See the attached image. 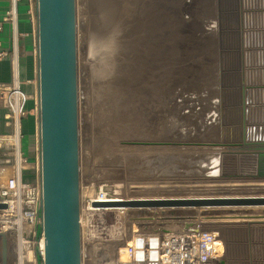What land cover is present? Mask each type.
Listing matches in <instances>:
<instances>
[{"label":"rangeland","instance_id":"374dc122","mask_svg":"<svg viewBox=\"0 0 264 264\" xmlns=\"http://www.w3.org/2000/svg\"><path fill=\"white\" fill-rule=\"evenodd\" d=\"M101 1L76 0L82 264H120L136 233L195 226L224 245L213 264H264V207L88 205L100 192L109 200L264 195V0H125L119 78L109 70L116 55L107 52ZM153 40V53L168 46L163 71L150 76L159 87L137 93L135 55L145 58L143 46ZM113 79L121 81L126 101L137 102L129 127L114 139L104 119V93ZM37 146L40 154V141ZM10 247L8 264H17ZM31 259L42 264L36 255Z\"/></svg>","mask_w":264,"mask_h":264},{"label":"water","instance_id":"95a60500","mask_svg":"<svg viewBox=\"0 0 264 264\" xmlns=\"http://www.w3.org/2000/svg\"><path fill=\"white\" fill-rule=\"evenodd\" d=\"M36 13L43 186L42 264H82L76 0H36ZM124 204L264 206V197L144 199ZM2 239V264H8V240L5 235Z\"/></svg>","mask_w":264,"mask_h":264},{"label":"built area","instance_id":"2783aa9c","mask_svg":"<svg viewBox=\"0 0 264 264\" xmlns=\"http://www.w3.org/2000/svg\"><path fill=\"white\" fill-rule=\"evenodd\" d=\"M19 3L20 0H10L9 8L2 17L3 22L11 27L13 75L11 82L0 88V108L5 111V126L9 128L7 133H0V264L2 235L7 237L8 247L15 246L17 264H23L25 247H30L33 257L37 249L42 256L41 242H44L41 156L37 153L31 161L22 145V122L28 113L25 103L29 97L23 91L20 75ZM39 107L37 99L35 112L38 115ZM97 197L106 198V194L100 192ZM91 200H88L90 206ZM131 242L128 258L120 264H204L206 259L211 260L215 256L211 257L218 248L224 247L218 246L216 238L204 233L201 226L187 231L163 229L136 233Z\"/></svg>","mask_w":264,"mask_h":264},{"label":"bare ground","instance_id":"6f19581e","mask_svg":"<svg viewBox=\"0 0 264 264\" xmlns=\"http://www.w3.org/2000/svg\"><path fill=\"white\" fill-rule=\"evenodd\" d=\"M103 1V0H102ZM101 1V3H102ZM144 1V0H142ZM125 0H105L101 9V19L104 22V24H106V26L109 28V36H107V41H108V45L109 47L107 48V52L108 54L112 57V55H116V57L114 56L113 59L110 58L109 59V70L113 71V78H119L118 76L120 75V73L123 71V65H122V55L121 54L123 52V41H122V36L124 34H126V21H125V10L127 9H122L123 4H124ZM148 2V0H147ZM153 2V1H150ZM129 3V2H128ZM149 3V2H148ZM133 4V3H132ZM141 6V5H140ZM156 6V5H155ZM131 8V5L128 6ZM127 7V8H128ZM134 7V6H133ZM132 7V8H133ZM142 7V6H141ZM150 7V6H149ZM143 8V7H142ZM146 8V7H145ZM153 8V7H151ZM134 9V8H133ZM138 9V8H136ZM136 9L134 11H136ZM147 9V8H146ZM131 10V9H130ZM149 10V8H148ZM147 10V11H148ZM129 11V10H128ZM151 11V9H150ZM154 11V10H153ZM130 12V11H129ZM132 13V12H131ZM135 13V12H133ZM140 13V12H139ZM146 13V12H145ZM148 13V12H147ZM150 13V12H149ZM129 14V13H128ZM151 14V13H150ZM250 14V13H249ZM136 15V14H135ZM153 15V14H152ZM128 16V15H127ZM130 16V14H129ZM143 16H146L143 15ZM149 16V15H148ZM155 17V16H154ZM134 18V17H133ZM138 18V17H137ZM141 18V15L140 17ZM146 18V17H145ZM149 17H147L148 19ZM157 19V17H155ZM143 19V18H142ZM156 19H154L156 21ZM131 20V19H129ZM128 20V21H129ZM149 20H153V19H149ZM153 20V21H154ZM139 21V20H138ZM146 21V20H143ZM148 21V20H147ZM130 23V22H129ZM127 23V24H129ZM139 24V26L143 25L139 22H137ZM145 23V22H144ZM149 23V22H146ZM145 23V24H146ZM152 25V23H150ZM156 24V22L154 23ZM150 25V26H151ZM158 25V24H157ZM131 26V25H130ZM130 26H128L130 28ZM155 26V25H154ZM146 27V25H145ZM144 27V28H145ZM156 27V26H155ZM169 27V26H168ZM133 29V27H131ZM150 28V27H149ZM153 28V27H152ZM257 28V27H256ZM140 29H142L140 27ZM139 29V30H140ZM157 30H159L158 28H155ZM108 30V29H107ZM129 30V29H127ZM131 30V29H130ZM129 30V31H130ZM135 30V29H134ZM132 30V31H134ZM144 30V29H143ZM149 30V29H148ZM152 31V30H151ZM150 31V32H151ZM107 32V31H106ZM126 32V33H125ZM139 32V31H137ZM142 32V31H141ZM144 32V31H143ZM146 32V31H145ZM148 32V31H147ZM252 33V32H251ZM138 34V33H137ZM148 34V33H147ZM153 34V33H152ZM105 35V34H104ZM145 35V34H143ZM160 35V34H159ZM264 35V34H263ZM128 36V35H127ZM130 36V35H129ZM140 36V35H139ZM167 36V35H165ZM148 37V35H147ZM155 37V36H154ZM168 37V36H167ZM260 37V36H259ZM165 38V37H164ZM156 40L158 38H155ZM161 39V38H160ZM143 40V39H142ZM142 40H140L142 42ZM166 40V39H165ZM171 40V39H169ZM106 41V42H107ZM150 41V40H149ZM162 41V40H161ZM126 42V41H125ZM132 42V41H131ZM137 42V41H136ZM153 41L148 42L149 44V48L147 49L148 45L146 44V46L144 45V51H146V56L145 58H143L142 53H140V56L135 55V59H134V64H136L134 71L133 72V76L135 77V79L139 82L138 85V89L136 88L137 93L139 92H147L150 90V88L155 89V91L158 89L159 86H157L156 82V78L153 79L150 78V76L153 74L156 75L158 74L161 70H162V66L161 63L163 64L165 58H166V51L168 50V46H163L162 49H158L160 52L158 53H153L151 52L152 48H153ZM135 43V42H134ZM147 43V42H146ZM161 43V42H159ZM169 43V41H168ZM104 44V43H103ZM130 44V43H129ZM154 44L156 45V43L154 42ZM163 44V43H162ZM254 44V43H253ZM137 45V44H134ZM169 45V44H168ZM157 46V45H156ZM161 46V45H160ZM248 46V45H247ZM264 46V45H263ZM158 47V46H157ZM132 48V47H131ZM129 49V48H128ZM106 50V48H105ZM132 50V49H131ZM153 51V50H152ZM157 50H155L156 52ZM114 52V53H112ZM121 52V53H119ZM170 52V51H169ZM136 53V52H135ZM244 53V52H243ZM120 54V55H119ZM120 56V60L118 58V56ZM129 56V55H128ZM133 56V55H132ZM142 56V58H141ZM134 57V56H133ZM129 59V58H128ZM115 60V61H114ZM169 60V57H168ZM124 61V60H123ZM171 61V60H170ZM133 62V61H132ZM126 64V63H125ZM131 65V64H130ZM166 65V64H165ZM164 66V65H163ZM168 67V66H167ZM165 68V67H164ZM246 68V67H245ZM128 69V67H127ZM131 69V68H129ZM128 69V70H129ZM127 70V71H128ZM111 71V72H112ZM163 71V70H162ZM125 72V71H123ZM131 72V71H129ZM128 72V73H129ZM168 72V71H167ZM122 74V73H121ZM131 74V73H130ZM126 75V74H125ZM159 75V74H158ZM121 76V75H120ZM127 76V75H126ZM125 78V77H124ZM129 80L131 81L130 77H128ZM122 79V77H121ZM126 79V78H125ZM132 78V80H135ZM158 79V78H157ZM135 80V81H136ZM113 81V82H112ZM110 83V87L106 89L105 91V106H104V116H105V121L106 124L108 125V129L110 130V135L113 137H115L116 133L118 132L119 129H121L123 131V127L130 124V120L132 115L131 113H133V109L135 110L134 107V103L137 104V102H132L134 99L132 100H127L126 101V97L123 98V94L121 91V87H120V83L121 81H119L118 79H113ZM125 81V80H123ZM159 81V80H157ZM128 82V79H127ZM133 82V81H132ZM137 82V83H138ZM135 83V84H137ZM168 84V83H167ZM132 85V84H131ZM130 85V86H131ZM159 85V84H158ZM134 86V85H133ZM132 87V86H131ZM130 90V88H129ZM134 90V87H133ZM177 90V89H176ZM135 91V90H134ZM151 91V90H150ZM126 92V91H124ZM129 93V91H128ZM132 94V93H130ZM143 94V93H142ZM133 95V94H132ZM137 95V94H136ZM149 95V94H148ZM141 96V95H140ZM194 96V95H193ZM148 97V96H146ZM246 98V97H245ZM145 99V98H144ZM153 99V98H152ZM143 100V99H142ZM256 100V99H255ZM147 101V100H146ZM156 102V101H155ZM132 103L134 105H132ZM145 103V102H144ZM147 103V102H146ZM145 103V104H146ZM143 104V103H142ZM150 105V104H149ZM158 105V104H157ZM156 105V106H157ZM139 106V105H138ZM151 106V105H150ZM140 108V107H139ZM150 109V108H149ZM140 111V110H139ZM138 111V112H139ZM151 111V110H150ZM155 111V110H154ZM140 113V112H139ZM150 113V112H149ZM134 114V113H133ZM138 114V113H137ZM142 114V113H141ZM154 114V113H153ZM140 115V114H139ZM138 115V116H139ZM149 115V114H148ZM156 115V114H155ZM152 116V115H151ZM144 117V116H143ZM147 117V116H146ZM155 117V116H154ZM137 118V117H135ZM149 118V117H148ZM151 118V117H150ZM152 119V118H151ZM158 119V118H157ZM135 120V119H134ZM140 120H142L140 118ZM133 121V120H132ZM148 121V120H146ZM136 122V120H135ZM153 122V121H152ZM138 123V122H137ZM151 123V122H150ZM149 123V124H150ZM144 124V123H143ZM131 126V125H130ZM129 127V125H128ZM134 127V126H131ZM107 129V128H106ZM126 132V130H124ZM124 132V133H125ZM132 132V131H131ZM121 133V132H120ZM106 135V134H105ZM119 135V134H118ZM124 135V134H123ZM118 138V137H117ZM115 141V140H114ZM111 142V141H110ZM115 144V143H114ZM116 145V144H115ZM249 146V145H248ZM255 146V145H254ZM118 150V149H117ZM261 197H264V195H258ZM219 197H237V196H217V197H188L186 199H210V198H219ZM100 198V197H98ZM148 199V198H147ZM150 199V198H149ZM152 199H185V198H152ZM131 200H144V198H138V199H129V200H109L107 198H100V199H92V205H91V209H105V210H114V209H194V208H224V207H264V206H214V207H208V206H160V207H146V206H128L125 205L124 202L125 201H131ZM81 222V221H80ZM183 226L188 227V224H184ZM178 227V226H177ZM184 231L190 230V229H183ZM173 231V230H170ZM43 240L41 242V249H43ZM10 248L8 247V255H10ZM125 249V248H124ZM23 264H32L33 261H31L33 255H32V251L30 249V247H25V249H23ZM216 255L210 260H207L204 264H213L214 261L217 260V252L215 253ZM218 261V260H217Z\"/></svg>","mask_w":264,"mask_h":264},{"label":"crops","instance_id":"0c3cea01","mask_svg":"<svg viewBox=\"0 0 264 264\" xmlns=\"http://www.w3.org/2000/svg\"><path fill=\"white\" fill-rule=\"evenodd\" d=\"M9 5L10 0H0V54L4 53L3 56H0V88L2 85L10 83L13 75L10 58L12 50L11 27L9 23L2 20ZM18 11L20 75L24 92L29 97L25 103V109L28 113L23 119L22 131L25 134V142H27L28 147L32 150L31 146L34 143L35 150H37L39 115L35 112V106L37 99H39V69L38 52L36 51L38 33L35 0H20ZM4 113L5 111L0 108V133L9 131V128L5 126ZM36 154L37 152L35 157ZM30 160L33 161L34 159Z\"/></svg>","mask_w":264,"mask_h":264},{"label":"trees","instance_id":"16d2710c","mask_svg":"<svg viewBox=\"0 0 264 264\" xmlns=\"http://www.w3.org/2000/svg\"><path fill=\"white\" fill-rule=\"evenodd\" d=\"M23 88V87H22ZM23 91H24V89H23ZM22 145H23V150H24V153H25V155L28 157V158H30V159H35V144L34 143H32V150L30 149V147H28V145H27V142H25V134L23 133V139H22ZM25 149H27V152H26V150ZM28 153V154H27ZM35 253H36V257L38 258V260L40 261V262H42V256H41V254H40V251L37 249L36 251H35Z\"/></svg>","mask_w":264,"mask_h":264}]
</instances>
